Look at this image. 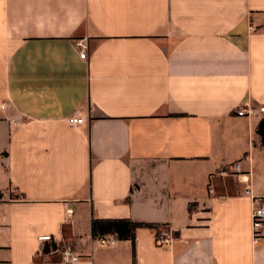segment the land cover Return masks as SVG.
Returning <instances> with one entry per match:
<instances>
[{"label": "crops", "instance_id": "crops-1", "mask_svg": "<svg viewBox=\"0 0 264 264\" xmlns=\"http://www.w3.org/2000/svg\"><path fill=\"white\" fill-rule=\"evenodd\" d=\"M250 102L264 0H0V264H133L94 217L170 230H136L137 264H264L246 192L264 202V112H234Z\"/></svg>", "mask_w": 264, "mask_h": 264}, {"label": "built area", "instance_id": "built-area-1", "mask_svg": "<svg viewBox=\"0 0 264 264\" xmlns=\"http://www.w3.org/2000/svg\"><path fill=\"white\" fill-rule=\"evenodd\" d=\"M255 27L252 26L251 30ZM76 46L80 50V56L86 58L89 49L88 41L81 39L76 41ZM234 112L238 116L253 117L259 113L264 112V105L256 106L253 103H246L239 105ZM71 123L74 125H81L86 122V117L84 116H73ZM235 168L240 170V163H236ZM246 192L253 198V210H252V229H253V245L257 246L264 242V202L261 198L253 195L251 189H247ZM157 241L159 245L171 246L173 243V237L170 230L165 226L161 225L158 229ZM39 241L44 244L46 242L54 241V237L51 234L40 235L38 237ZM98 245L100 247L113 246L117 243V239L113 236L107 235L98 238ZM59 254V261L62 263H76L81 261V255L75 252L69 243H58L55 250Z\"/></svg>", "mask_w": 264, "mask_h": 264}, {"label": "trees", "instance_id": "trees-1", "mask_svg": "<svg viewBox=\"0 0 264 264\" xmlns=\"http://www.w3.org/2000/svg\"><path fill=\"white\" fill-rule=\"evenodd\" d=\"M258 134L264 142V118L261 119L258 129ZM92 235L94 238H101L107 235H112L118 240L132 241V258L133 264H137L136 258V230L140 227H153L158 229V223L139 222L130 218H97L92 219ZM158 235V230H157Z\"/></svg>", "mask_w": 264, "mask_h": 264}, {"label": "bare ground", "instance_id": "bare-ground-1", "mask_svg": "<svg viewBox=\"0 0 264 264\" xmlns=\"http://www.w3.org/2000/svg\"><path fill=\"white\" fill-rule=\"evenodd\" d=\"M112 236V235H111Z\"/></svg>", "mask_w": 264, "mask_h": 264}]
</instances>
